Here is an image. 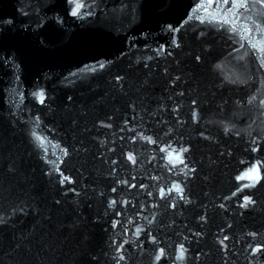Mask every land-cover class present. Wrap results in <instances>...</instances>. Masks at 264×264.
<instances>
[{
    "label": "water",
    "instance_id": "95a60500",
    "mask_svg": "<svg viewBox=\"0 0 264 264\" xmlns=\"http://www.w3.org/2000/svg\"><path fill=\"white\" fill-rule=\"evenodd\" d=\"M232 2L0 0V264H264V3Z\"/></svg>",
    "mask_w": 264,
    "mask_h": 264
},
{
    "label": "snow or ice",
    "instance_id": "6c2138e0",
    "mask_svg": "<svg viewBox=\"0 0 264 264\" xmlns=\"http://www.w3.org/2000/svg\"><path fill=\"white\" fill-rule=\"evenodd\" d=\"M261 3H264V0H260ZM229 5V0H218V3H217V8L220 9L221 11L224 10V6H227ZM80 7H82L81 4L77 3L76 4V7L73 9L72 11V14L73 15H77L78 12H79V9ZM243 7H246V5L242 2H239L237 3L236 0H233L232 2V6L231 7H228L227 8V11H224V16L221 18L223 19V22L225 24H231V28L230 30L235 32L236 31V27H235V21H230L228 19H226L227 15L229 12H231L233 14V16H236L237 15V12L234 11V9H239V8H243ZM215 19V17H214ZM254 46V45H253ZM43 100V96L41 95V101ZM41 143V146H43V141L40 142ZM130 159L132 157H129ZM171 159V157H170ZM254 171V169H250L248 173H246L244 176H241L240 179H245V178H251V172ZM245 203H247V201H245ZM183 255H184V250L183 248L181 247V250H180V255L177 257L178 259H182L183 258ZM122 258V257H121Z\"/></svg>",
    "mask_w": 264,
    "mask_h": 264
}]
</instances>
